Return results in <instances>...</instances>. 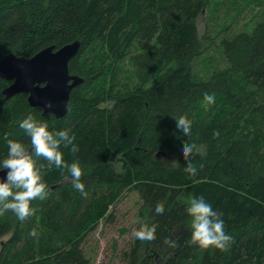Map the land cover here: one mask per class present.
Instances as JSON below:
<instances>
[{
	"label": "trees",
	"instance_id": "16d2710c",
	"mask_svg": "<svg viewBox=\"0 0 264 264\" xmlns=\"http://www.w3.org/2000/svg\"><path fill=\"white\" fill-rule=\"evenodd\" d=\"M210 2L0 0V58L78 40L68 68L83 79L56 117L25 93L5 98L10 82L0 77V156L6 139L30 143L18 122L32 113L50 130L74 135L78 151L60 150L65 161L79 162L86 192L66 170L37 158L47 195L30 202L34 211L23 220L0 212V237L10 232L0 264H90L85 237L128 191L139 198V229L153 236L150 245L134 243L126 264H264V18L214 42L197 24ZM152 40L133 52L134 43ZM214 45L223 66L197 75L194 62ZM178 119L191 124L188 141L173 135ZM188 142L195 148L186 160L178 146ZM189 160L195 175L184 171ZM192 195L223 214L229 247L190 242L185 203Z\"/></svg>",
	"mask_w": 264,
	"mask_h": 264
},
{
	"label": "clouds",
	"instance_id": "9594fccd",
	"mask_svg": "<svg viewBox=\"0 0 264 264\" xmlns=\"http://www.w3.org/2000/svg\"><path fill=\"white\" fill-rule=\"evenodd\" d=\"M215 95L205 93L203 100L211 105L215 103ZM18 127L23 129L30 143L25 144L21 140L6 139L7 152L0 156V212L11 210L16 216L23 220L32 214L34 209L30 202L39 197L43 199L47 195L41 170L37 167V158H43L48 166L55 165L61 170H66L72 177L73 187L85 195V185L81 182L82 169L78 161L67 162L60 150L61 144L72 145V152L78 151L74 143V135H70L68 129L50 130L49 124L39 119L32 113H28L18 122ZM191 124L184 119H178L173 124V135L175 138L188 141L191 135ZM195 144L188 142L178 146L179 154L186 160L192 154ZM190 175L197 173V167L191 160L184 168ZM185 212L188 216V228L191 232L190 242L200 248L214 246L226 249L230 246L233 237L225 231V221L222 213L213 208L203 195H192L187 197ZM159 208L153 212L154 217H159ZM35 235V231L30 233ZM153 230H139L133 237L135 244H152ZM174 244L175 241H170Z\"/></svg>",
	"mask_w": 264,
	"mask_h": 264
},
{
	"label": "rangeland",
	"instance_id": "374dc122",
	"mask_svg": "<svg viewBox=\"0 0 264 264\" xmlns=\"http://www.w3.org/2000/svg\"><path fill=\"white\" fill-rule=\"evenodd\" d=\"M263 18L264 0H211L197 24L200 34L207 27L216 42L224 34L250 31ZM223 28L227 29L223 31ZM154 44V40L134 43L133 52ZM221 66L223 59L216 45L205 50L193 64L197 75L208 74ZM138 206V195L135 192H126L114 202L110 208V216L101 218L95 229L87 234L82 246L90 258V264L127 263L125 255L130 253L134 245L132 237L140 230V223L136 218ZM9 236L10 232L0 237V247Z\"/></svg>",
	"mask_w": 264,
	"mask_h": 264
},
{
	"label": "water",
	"instance_id": "95a60500",
	"mask_svg": "<svg viewBox=\"0 0 264 264\" xmlns=\"http://www.w3.org/2000/svg\"><path fill=\"white\" fill-rule=\"evenodd\" d=\"M74 40L59 48L53 45L39 50L31 57L7 53L0 58V77L10 83L3 88L5 98L25 93L32 106L56 117L65 114L71 89L80 84L82 77L69 72L68 62L78 51ZM3 172H0V176Z\"/></svg>",
	"mask_w": 264,
	"mask_h": 264
},
{
	"label": "bare ground",
	"instance_id": "6f19581e",
	"mask_svg": "<svg viewBox=\"0 0 264 264\" xmlns=\"http://www.w3.org/2000/svg\"><path fill=\"white\" fill-rule=\"evenodd\" d=\"M251 222V221H250Z\"/></svg>",
	"mask_w": 264,
	"mask_h": 264
}]
</instances>
